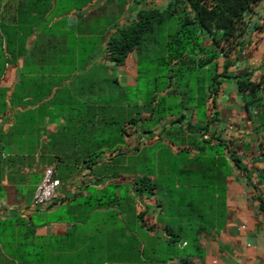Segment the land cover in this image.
<instances>
[{"label":"crops","instance_id":"crops-1","mask_svg":"<svg viewBox=\"0 0 264 264\" xmlns=\"http://www.w3.org/2000/svg\"><path fill=\"white\" fill-rule=\"evenodd\" d=\"M109 1L0 0V52L8 58L0 74V221L27 220L23 228L32 232L27 242L43 248V264H84V258L97 261L100 242H140V247L144 242L163 244L162 227L155 221L167 200L164 191L156 196V206L151 196L134 190L133 182L143 169L107 173L112 159H137L144 150L154 148L156 156L169 153L182 172L180 181L185 168L195 169L194 159L214 163L206 165L202 174L210 187L207 191L212 194L213 190L214 200L223 202V223L214 225L213 232L197 235L193 242L176 245L185 253L184 264H264V211L256 200L259 197L264 205V89L239 91L234 81L244 75L256 82L264 72L262 2L244 15L246 28L227 55L212 51L209 36L196 33L194 57L214 56V73L223 74L215 79V93L208 97L205 91L200 113L188 106L179 112V123H169L178 116L174 115L153 124L139 97L122 99L120 105L136 110L118 118L111 106L114 98L94 89L106 84L134 86L137 80L135 51L123 65L114 66L100 44L104 37L95 34L88 22L87 27L79 26ZM172 1L127 0L125 12L114 20L115 27L134 19L139 10H163ZM59 7L57 15L51 16ZM63 19L62 26L51 29ZM87 44L90 50L82 48ZM7 45L10 57L5 54ZM209 67L211 63L201 68L207 71ZM200 80L196 86H212L211 81L204 85ZM190 141L197 145L193 147ZM200 146L219 148L220 154L201 152ZM164 157L157 167H165ZM218 158L224 168L217 167ZM46 166L54 167L60 187L49 208L36 211L30 207L31 193ZM164 171L160 175L156 171L150 181L163 180ZM108 187L115 192L123 187L133 200L134 222L98 233V227H88L93 215L113 212L122 221L123 214L114 203L116 193L107 207L87 204ZM20 227L0 234V242H17ZM16 262L0 256V264ZM164 264L179 261L173 258Z\"/></svg>","mask_w":264,"mask_h":264},{"label":"trees","instance_id":"trees-1","mask_svg":"<svg viewBox=\"0 0 264 264\" xmlns=\"http://www.w3.org/2000/svg\"><path fill=\"white\" fill-rule=\"evenodd\" d=\"M261 2V12L264 14V0H173L163 10L149 8L137 11L134 19L128 23L119 28L114 26L113 31L102 39L101 44L108 61L114 66H121L132 51H135L137 55L140 54L145 36L153 35L156 28L168 25L167 21L175 18L179 20V28L173 35L166 36L169 40L164 43V58L173 66L186 64L190 57L195 56L194 50L198 46L196 40L198 31L209 36L213 46L212 51L217 50L222 55H227L232 48V43L246 28L247 23L244 20V15ZM5 54L11 56L8 45L5 47ZM213 59L214 56L206 59L197 58L196 66L201 68L205 63H211L214 71L216 64ZM6 60L8 61V58ZM227 64L225 63L224 67ZM189 69L192 67H188ZM178 74L179 77L183 75L180 72ZM222 75H216L213 72L211 80H209L212 86L207 88L201 85L196 86L194 93H190L188 96L186 90L182 94L177 93L176 85L165 94L163 91L154 89L149 101L143 103L149 114V119L154 124L163 118L174 116L171 114L170 106H161L164 100L163 95L166 94L187 96L185 99L180 98L181 101L176 107L177 115L188 106L200 113L204 105L205 91L208 97L214 95V86L218 84L215 79ZM175 77L176 75L172 74L168 79H175ZM234 81L239 91H261L264 89V72L256 82L248 80L244 75L235 77ZM187 84L184 82L183 87L186 88ZM157 93L163 94L160 98H156ZM181 118V115H178L169 123H179ZM189 144H192L193 147L197 145L195 141H190ZM201 144L203 145L202 142ZM205 149L212 152V155L220 154V149L216 147L204 148L200 146L199 148L201 152ZM163 162L165 167L156 166L157 168L144 169L141 172V177L134 180L133 187L138 195L145 193L151 196L152 203L156 206L159 205L156 198L158 193L164 191L166 194L167 200L162 207V213L155 221L162 227L165 242L163 244L161 242H144L145 245L142 247H140V242H100L98 260L84 258V264H154L156 262L164 264L173 258H178L179 264H184L185 253L178 250L176 245L187 241L193 242L197 235L213 232L214 225L223 223V202L219 199L214 200L212 189V194L207 191L210 187L205 175L202 174L206 165L213 166L214 163L209 159H194L195 169L185 168L183 171L185 176L180 181L182 172L177 170L176 162H170L167 158ZM157 163L161 164V161ZM216 165L218 168L219 166L224 168V161L218 158ZM163 170H165L163 180L156 178L153 182L150 181L149 176L155 175V172L160 175ZM176 185L179 187L175 188ZM203 194L205 197H202ZM102 199L103 195L91 198L87 204L106 207L112 205V201H102ZM256 200L259 209L264 211L263 200L259 197ZM141 216L142 213H139L137 218L140 220ZM24 225H27V220L22 218L0 221V234H11L13 227L21 226L15 234L17 242H0V256L7 255L15 259L17 264H43V248L33 247L27 242L32 232L27 227L23 228ZM78 262H81L80 259Z\"/></svg>","mask_w":264,"mask_h":264},{"label":"rangeland","instance_id":"rangeland-1","mask_svg":"<svg viewBox=\"0 0 264 264\" xmlns=\"http://www.w3.org/2000/svg\"><path fill=\"white\" fill-rule=\"evenodd\" d=\"M74 3H84L86 0H72ZM126 1L127 0H111L109 2H105L99 9L95 10L89 17L80 22L79 26L81 28L88 27L93 30L95 34H99V36L105 37L106 35L110 34L109 29H113L115 25H117L114 20L117 19L122 13L126 10ZM112 3V4H111ZM116 10V12H115ZM59 10L53 12L51 16L57 15ZM179 14V13H178ZM82 20V19H81ZM90 21V22H89ZM87 22L89 23L87 25ZM64 24V19L55 22L51 26V29L54 30L59 26ZM166 26L158 27L155 29L153 35L145 36V40L142 41L141 45V52L137 56L136 61V71H137V80L135 81L134 86H127V87H114L112 85H100V87H94L95 90H99L101 95H110L114 99L112 100V110L113 113L119 118L120 114L130 115L136 110V107H123L120 105V101L122 99H132L135 97H139L143 103L149 101L152 93L155 90L163 91L164 94L167 93L168 90L172 89L174 85H176V92L181 93L186 90V95L188 96L190 93H194L195 86L197 85L198 78L202 79V83L204 85L209 84V79L213 74V68L209 67L207 71L202 70V68H198L196 66V57H190L186 64H182L181 66H173L172 63L168 62L165 57V48L164 43L169 40V35H173L176 32V29L179 28V20L178 19H170L167 21ZM171 28L169 29V27ZM99 37V39H100ZM91 44V43H90ZM101 44V41H100ZM92 46V45H90ZM102 46V44H101ZM82 48L90 50L89 45H84ZM95 52V50H94ZM94 52L92 53L93 55ZM191 53L190 51H188ZM163 59V60H162ZM7 60L5 56L0 52V74L3 72L5 65L7 64ZM188 67L192 69L188 70ZM178 69V70H177ZM188 70V71H187ZM103 72V69L100 70ZM178 72L183 75L179 77ZM176 75L175 79L171 78L168 79L169 75ZM169 80H172L169 82ZM187 82L188 86L185 88L183 87V83ZM169 87V88H168ZM168 88V89H166ZM188 91V92H187ZM184 95H171L166 94L164 96V100L161 106H170L171 107V114L177 115V104L181 101L180 98L182 97L185 99L187 96ZM156 98H160L162 95L157 93ZM90 106H86V110H90ZM104 109V107H103ZM155 149L150 148L146 149L141 152V155L134 159L133 157L129 156H120L112 159L107 167V173H128L138 169L140 172L141 169H150L155 168L156 163L161 161L162 157L165 156L170 162L173 159L169 156L168 152H161L158 153V156L154 153ZM163 155V156H162ZM156 157V158H155ZM118 191L115 192V188L108 187L106 188L105 193L103 194L102 201H108L112 198V194L116 193L118 195V199L116 202V206L121 211L122 221L119 220L118 216L115 215L113 212L105 213V214H95L91 217V220L88 224L89 228L98 227V233L106 230L105 228H109L112 230H116L120 227L123 223L125 225H131L134 222L133 217V200L127 195L123 187H119ZM91 230V229H90ZM101 239V235H97ZM111 237V236H110ZM110 242V241H109Z\"/></svg>","mask_w":264,"mask_h":264},{"label":"built area","instance_id":"built-area-1","mask_svg":"<svg viewBox=\"0 0 264 264\" xmlns=\"http://www.w3.org/2000/svg\"><path fill=\"white\" fill-rule=\"evenodd\" d=\"M59 187L60 181L56 177L54 167H44L40 179L31 193L30 207L36 211L48 209Z\"/></svg>","mask_w":264,"mask_h":264}]
</instances>
